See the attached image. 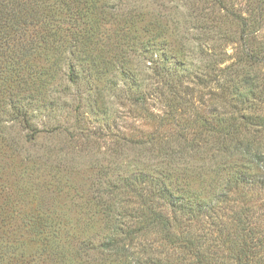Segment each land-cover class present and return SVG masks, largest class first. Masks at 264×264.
<instances>
[{
    "label": "trees",
    "instance_id": "trees-1",
    "mask_svg": "<svg viewBox=\"0 0 264 264\" xmlns=\"http://www.w3.org/2000/svg\"><path fill=\"white\" fill-rule=\"evenodd\" d=\"M96 1L0 0V109L5 116L12 114L5 122L0 119V128L16 127L21 122L19 117L28 120V115L30 118L34 111L43 108L51 120H59L60 109H67L72 101L76 104L73 110L78 112L73 121L84 119L82 108L93 119L106 121L114 106V99L109 100L111 93L121 91L116 97L124 94L136 110L143 109L147 120L153 123L157 119L159 127L141 138L119 137L120 141H113V150L102 156L106 164L97 165L94 190L99 178L110 171L107 169L113 171L95 195L106 212L98 241L102 257H113L112 261L119 264L137 263L119 255L120 249L133 241L132 221L137 218L128 207L118 211L117 201L124 204L122 192L138 196L139 211L146 219L143 226L148 231L169 228L168 221L149 203L152 193L157 200L169 202L193 218L210 212L229 193H238V202L245 205L238 209L241 241L232 259L238 264H256L264 240L257 239L254 244L251 239L256 233L255 225L264 220V213L261 205L255 210L246 196L248 191L264 192V134L259 131L264 127V116L260 114L264 83L258 75L264 64V41L257 37L264 24V0H256L255 7L246 0V6L238 13L226 0L193 3L197 22L210 17L209 12L214 10H222L238 22V53L225 68L217 65L225 62L227 56L230 58L226 53H217L211 59L199 53L196 62L187 59L189 53H184L182 35L181 40H172L173 32H166L170 12L163 2L156 6L163 13H150L140 6L144 0L118 6L120 11L117 7L107 9L104 3L96 7ZM152 1L156 4V0H151L155 8ZM207 1L211 7L206 6ZM190 10L181 9L178 13L188 19L186 15H194L186 13ZM149 16L153 21L148 23L157 33L150 31L152 37L146 39L132 35L137 18L140 21ZM149 98L157 99L159 107L153 110L159 113L150 111ZM68 129L64 127L62 131ZM29 142L27 136L19 135L9 140V145L19 147ZM120 155L134 161L130 169L113 166V157ZM206 157L208 161L200 162ZM146 163L154 164L157 175L148 177L145 168H140ZM195 165L203 176L208 170L211 173V177L203 179L205 197L188 186L195 173L200 176ZM148 181L152 182V189L146 196L142 191ZM212 214L210 223L220 225L219 218ZM93 238L87 237L84 246L94 243ZM189 243L192 245L193 241ZM160 260L147 259L144 264H161Z\"/></svg>",
    "mask_w": 264,
    "mask_h": 264
},
{
    "label": "rangeland",
    "instance_id": "rangeland-1",
    "mask_svg": "<svg viewBox=\"0 0 264 264\" xmlns=\"http://www.w3.org/2000/svg\"><path fill=\"white\" fill-rule=\"evenodd\" d=\"M200 1L156 0V4L152 1L155 4V8H152L151 0H144L140 6L150 13H163L160 7H156L163 2L166 11L170 12L166 32H173L172 40L180 39L182 35L184 53H189L187 59L196 62L199 60V53H205L210 59L217 53H226L230 58L227 56L225 62L217 65V68H225L235 60L238 53V42L235 41L238 22L222 10L209 12L210 17L206 19L203 17L197 22L193 7ZM226 1L237 13L238 9L246 6V0ZM96 2V7L104 3L110 10L116 7L119 9L118 6L123 7L124 4H134V0ZM255 2L256 0H249L247 3L248 5L254 3L255 7ZM184 3L191 10L186 7L187 5L183 6ZM203 6L205 7V3ZM206 6L211 7V2L207 1ZM181 9L190 10L186 13L194 15L185 14L188 19H184L178 13ZM132 12L135 13V10ZM149 17L141 18L140 21L137 18L138 23L133 26L135 31L131 32L132 35L137 34L146 39L152 37V32L157 33V30L152 31L153 26L148 22H152L153 17ZM257 37L264 41V24ZM172 46L177 47L173 43ZM260 69L259 79L264 83V64L260 65ZM57 77L59 78V75ZM1 87L3 82L0 89ZM73 91L74 88L71 87L70 92ZM120 92L111 93L109 100L114 99V106L106 121L93 119L94 117L88 115L84 108L81 110L85 115L83 120L86 121L83 123V120L73 121L77 118L78 112L73 110L76 104L72 101L67 109H60L59 120H51L43 108L39 112L34 111L30 118L28 115V120L19 117L21 122L17 123L16 127L0 128V264H119L112 261L113 257L106 260L103 258L106 256L102 257L100 254L102 246L98 241L101 238V230H104L102 227L106 212L98 205L95 195L102 190L101 185L107 182V177L111 176L113 171L108 168L110 171L99 178L97 188L94 190L92 186L95 183L97 165L105 163V159L102 158L104 152H110L114 146L113 141H120L119 137L137 139L159 127L157 119L153 123L147 120L143 109L136 110V105H130L124 94L120 98L116 97L121 95ZM147 104L150 111L156 114L160 112L153 110L159 107L157 99L149 98ZM151 104L154 107L151 108ZM261 106L263 107L260 114L264 116V104ZM3 111L0 109L1 121L7 120L9 115L12 117L11 113L5 116ZM64 127L69 128L68 132L62 131ZM259 131L264 134V127ZM19 135L27 136L30 139L29 144L19 147L9 145V140L18 138ZM120 156L113 157V166L120 170L130 169V164L134 161L130 157ZM206 161L208 157L200 159V162ZM195 166V171H200V176L198 178V173H195L188 186L205 197L207 194L203 191V179L211 177V173L208 170L203 176V171ZM141 167L145 168L148 177L157 175L154 164L146 163V167L143 164ZM143 188L142 194L149 196L148 191L152 189V182L148 181ZM122 193L125 205L117 201L118 211L126 210L128 207L130 214L132 212V215L137 216L132 221L135 228L132 243L120 249L119 255L122 254L123 259L137 261L133 264H144L147 259H161V264H238L236 259H232L241 241L238 235L240 219L238 209L244 203L238 202V193H229L223 202L215 204L206 214L196 212L202 214H197L196 218L171 207L169 202L157 200L152 193L149 199L151 207L169 223V228L165 231L146 230L143 226L146 219L139 211L140 199L138 196L130 195V192ZM248 193L246 199L249 204L252 203L255 210L261 205L264 213L263 190ZM210 214H215L219 218L220 225L210 223ZM131 218L132 216L129 219ZM129 219L126 222L130 223ZM262 220L263 218L255 225L256 233L251 239L254 244L257 243V239L264 240ZM89 236H94V243L86 247L83 242ZM190 240L193 241L192 245L189 243ZM203 254L205 257L200 258L199 255ZM257 256L256 264H264V246L259 248Z\"/></svg>",
    "mask_w": 264,
    "mask_h": 264
}]
</instances>
